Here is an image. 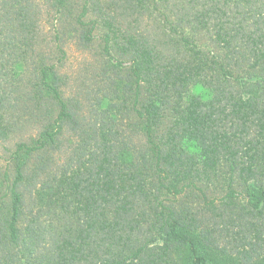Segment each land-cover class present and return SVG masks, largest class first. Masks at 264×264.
Returning <instances> with one entry per match:
<instances>
[{
    "label": "trees",
    "instance_id": "16d2710c",
    "mask_svg": "<svg viewBox=\"0 0 264 264\" xmlns=\"http://www.w3.org/2000/svg\"><path fill=\"white\" fill-rule=\"evenodd\" d=\"M0 147V264H264V0H0Z\"/></svg>",
    "mask_w": 264,
    "mask_h": 264
},
{
    "label": "rangeland",
    "instance_id": "374dc122",
    "mask_svg": "<svg viewBox=\"0 0 264 264\" xmlns=\"http://www.w3.org/2000/svg\"><path fill=\"white\" fill-rule=\"evenodd\" d=\"M85 55L79 51L75 45L69 47V59L65 64L64 71L70 76V82L74 83L75 79L79 76L81 63H83ZM2 153L0 147V154Z\"/></svg>",
    "mask_w": 264,
    "mask_h": 264
},
{
    "label": "clouds",
    "instance_id": "9594fccd",
    "mask_svg": "<svg viewBox=\"0 0 264 264\" xmlns=\"http://www.w3.org/2000/svg\"><path fill=\"white\" fill-rule=\"evenodd\" d=\"M198 91H201V92H202L203 90H202V89H200V90H198ZM208 98H209V97L205 96V99H208Z\"/></svg>",
    "mask_w": 264,
    "mask_h": 264
}]
</instances>
